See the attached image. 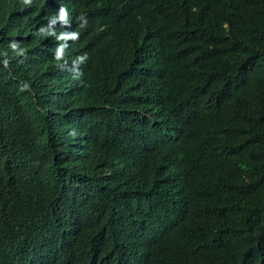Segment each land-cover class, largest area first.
<instances>
[{
    "label": "trees",
    "instance_id": "trees-1",
    "mask_svg": "<svg viewBox=\"0 0 264 264\" xmlns=\"http://www.w3.org/2000/svg\"><path fill=\"white\" fill-rule=\"evenodd\" d=\"M54 1L0 0V264H264V0H62L79 78Z\"/></svg>",
    "mask_w": 264,
    "mask_h": 264
},
{
    "label": "clouds",
    "instance_id": "clouds-1",
    "mask_svg": "<svg viewBox=\"0 0 264 264\" xmlns=\"http://www.w3.org/2000/svg\"><path fill=\"white\" fill-rule=\"evenodd\" d=\"M25 7L33 0H18ZM82 33V19L73 17L62 0H55L37 22L33 34L45 43L42 45L51 54L53 65L70 78H79L85 61L86 51L78 45ZM56 44V48L51 45Z\"/></svg>",
    "mask_w": 264,
    "mask_h": 264
}]
</instances>
